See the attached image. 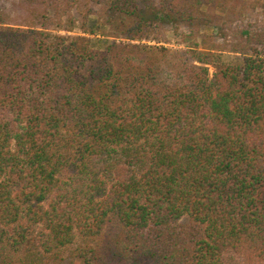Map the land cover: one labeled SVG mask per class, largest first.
I'll list each match as a JSON object with an SVG mask.
<instances>
[{"label": "trees", "instance_id": "1", "mask_svg": "<svg viewBox=\"0 0 264 264\" xmlns=\"http://www.w3.org/2000/svg\"><path fill=\"white\" fill-rule=\"evenodd\" d=\"M262 2L0 0V264H264Z\"/></svg>", "mask_w": 264, "mask_h": 264}, {"label": "rangeland", "instance_id": "2", "mask_svg": "<svg viewBox=\"0 0 264 264\" xmlns=\"http://www.w3.org/2000/svg\"><path fill=\"white\" fill-rule=\"evenodd\" d=\"M245 1L250 3V2H254L256 0H245ZM263 8H264V3H263V6H260V7L258 6V7H256V9L253 12H250L247 15L248 21H259V22L264 21V15L262 13ZM97 27H99V30L98 29L96 30L97 35L82 34L79 27H76L73 30V32L69 33V34H71V35H86L92 40L93 45H95V46L100 45L101 46V43H99L97 41L98 39H101V38L103 39V37L100 34L104 33L107 35L109 33V31L107 30L106 27L100 26L96 22V19L94 17H92L86 28H87V30H93ZM210 30H211V28L208 27V28L203 29L202 32L208 33V32H210ZM146 43L154 44L153 42H146ZM161 44L166 46V47L173 48V49L184 48V46L181 43L180 37L176 33H173V32H167L166 33V41H164ZM220 59L222 62H225V63H234V62L239 61L238 57H236L233 54H228V53H224L223 55H221ZM206 67L208 68L209 77H212L213 72H214L212 66L207 65Z\"/></svg>", "mask_w": 264, "mask_h": 264}]
</instances>
